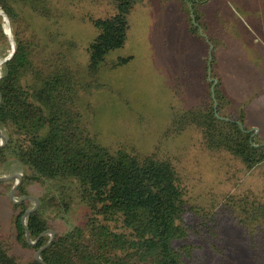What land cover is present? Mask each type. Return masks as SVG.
<instances>
[{"label":"trees","instance_id":"trees-1","mask_svg":"<svg viewBox=\"0 0 264 264\" xmlns=\"http://www.w3.org/2000/svg\"><path fill=\"white\" fill-rule=\"evenodd\" d=\"M84 1L106 2L112 13L86 16L96 36L81 47L67 32L68 22L76 20L68 11L72 0H0V10L15 25L16 43L15 55L0 78V129L8 139L0 149V163L22 166L18 193L23 197L28 185L46 190L39 209L26 219L32 240H38L35 246L27 241L23 225L28 203L12 205L15 241L0 238V264H41L35 255L50 242L51 235L41 237L47 231L55 232V239L41 253L46 264H189L195 248L189 241L192 237L218 238L219 212L191 202L189 187L173 159L112 150L98 142L75 105L80 65L75 51L86 53L90 76L102 66L115 69L130 63L132 56L111 63L107 57L125 47L130 17L146 0ZM178 1L188 14L190 36L205 43L190 17L193 13L214 51L229 49L223 37L209 34L208 24L201 21L200 6L208 0ZM6 40L0 17V44ZM214 54L211 65L176 67L174 95L187 107L175 109L169 131L176 135L197 131L207 151L230 156L253 170L264 164V145L246 127L244 109L239 115L226 112L232 102L222 81H209L218 78ZM199 84L213 89L199 98ZM77 203L87 209L83 226L57 231L53 222L65 220ZM220 204L248 232L253 250H259L264 242V195L228 193ZM189 215L195 218L193 224ZM17 246L29 255L19 256Z\"/></svg>","mask_w":264,"mask_h":264},{"label":"rangeland","instance_id":"rangeland-1","mask_svg":"<svg viewBox=\"0 0 264 264\" xmlns=\"http://www.w3.org/2000/svg\"><path fill=\"white\" fill-rule=\"evenodd\" d=\"M181 4L178 0H146L136 8L130 17L132 26L125 47L107 57L111 63L132 56L133 60L127 65L115 69L102 66L90 76L86 53L76 50L80 65L75 105L88 132L98 142L112 150L124 148L140 156L154 153L160 158L173 159L189 187L191 202L219 212L218 238L192 237L189 241L195 248L189 264H264V242L259 250H253L248 232L230 211L219 207L228 193L250 191L264 195V164L247 170L230 156L207 151L197 131L184 135L169 131L175 109L187 107L174 95L176 67H197L204 62L211 65L215 52L218 78L210 77L209 81H222L224 92L232 102L231 110L226 112L239 115V109H244L246 127L254 133L257 142L264 145V0H208L200 6L201 21L208 24V33L219 34L229 45L228 50L217 51L204 25L194 20L193 13L190 17L193 24L200 27L199 34L205 43L189 35L190 20ZM68 7L76 20L68 22L67 32L81 47L96 36L86 16L98 18L112 13L106 2L72 0ZM14 29L15 25L11 30L16 50ZM5 34L7 40L0 44V65L12 52L11 40L6 31ZM197 88L196 96L201 98L212 87L199 84ZM0 176L23 179L22 166L17 162L0 163ZM15 183L0 182V238L9 242L15 241L13 206L18 205L9 200ZM27 191V196L39 200L46 190L28 185ZM22 198L17 191L15 201ZM24 203H28V210L36 206L33 200ZM86 214L87 209L77 203L65 220L53 222V227L60 231L75 224L83 226ZM188 221L193 224L195 218L189 215ZM15 252L19 256L29 255L18 246Z\"/></svg>","mask_w":264,"mask_h":264},{"label":"water","instance_id":"water-1","mask_svg":"<svg viewBox=\"0 0 264 264\" xmlns=\"http://www.w3.org/2000/svg\"><path fill=\"white\" fill-rule=\"evenodd\" d=\"M0 17L4 20V22H5V21H9V22H11V24H12L13 27H14L13 22H12V21H11V20H10V19H9L4 13L0 12ZM10 40H11V44H12V52H11V54L9 55L8 58H6V59L3 60L2 66H5L6 63L9 62V61L13 58V56L15 55V52H16V50H15V46H14L15 44H14V41H13V37H12V36H11ZM211 48H212V47H211ZM0 78H1V77H0ZM214 96H215V95H213V97H214ZM1 106H2V97H1V95H0V108H1ZM215 107H216V105H215ZM249 132H252V131H249ZM253 136H254V135H253ZM0 140H1V141H0V149H1V148H4V147L6 146L8 139H7V136H4V138H1V137H0ZM10 181H16L15 186L12 188V190H11L10 193H9V200H10L14 205H21V204H23L24 202H26V201H28V200H33V201H35V203H36V206L34 207V209L27 211L26 214H25V216L23 217V225H24V227H25V231H26V234H27V235H26V237H27V241H28L32 246H35V245L37 244L38 240H37V241H33V240H32L31 235H30L29 230H28V227H27V225H26V219H27V217H28L29 215H31L32 213L36 212V211L39 209V207H40V201H39L37 198L32 197V196H25V197H23L20 201H15L14 196H15L16 192L18 191L19 187H20L21 184H22V178H21L20 176H18L17 178L14 177V176H12V177H10V178H5V177H1V176H0V182H10ZM45 235H51V240H50V242H48V244H47L45 247H43L42 249H40V250L36 253V255H35L36 260H37L39 263H41V264H46V263H44L43 260L41 259V253H42V251L45 250L47 247H49V246L52 244V242L54 241V239H55V233H54L53 231H47V232H45L44 234H42L41 237H42V236H45Z\"/></svg>","mask_w":264,"mask_h":264},{"label":"bare ground","instance_id":"bare-ground-1","mask_svg":"<svg viewBox=\"0 0 264 264\" xmlns=\"http://www.w3.org/2000/svg\"><path fill=\"white\" fill-rule=\"evenodd\" d=\"M5 23H7V28H6V24H5V31H6V33H7V35H8V37L9 38H11V36H12V30H11V26H10V22L9 21H5ZM1 67H2V63H1ZM2 75V70H1V72H0V76ZM0 131L2 132V130L0 129ZM1 132H0V137L1 138H4V134H3V132H2V134H1ZM18 176H16V178H17Z\"/></svg>","mask_w":264,"mask_h":264}]
</instances>
